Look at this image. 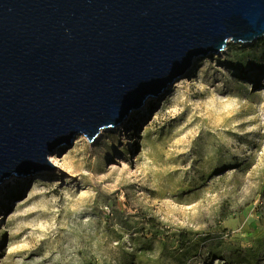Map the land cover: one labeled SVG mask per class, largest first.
I'll return each mask as SVG.
<instances>
[{
    "label": "rangeland",
    "instance_id": "rangeland-1",
    "mask_svg": "<svg viewBox=\"0 0 264 264\" xmlns=\"http://www.w3.org/2000/svg\"><path fill=\"white\" fill-rule=\"evenodd\" d=\"M228 46L195 57L93 141L58 144L46 156L52 171L1 183L0 264H121L132 253L160 264L144 212L168 237L164 251L180 230L196 241L187 264H264V66L228 65ZM141 235L150 249L130 239ZM258 238L255 263L227 250ZM217 246L218 259L208 253Z\"/></svg>",
    "mask_w": 264,
    "mask_h": 264
},
{
    "label": "water",
    "instance_id": "water-1",
    "mask_svg": "<svg viewBox=\"0 0 264 264\" xmlns=\"http://www.w3.org/2000/svg\"><path fill=\"white\" fill-rule=\"evenodd\" d=\"M264 38V0H0V184L49 170L197 56Z\"/></svg>",
    "mask_w": 264,
    "mask_h": 264
},
{
    "label": "trees",
    "instance_id": "trees-1",
    "mask_svg": "<svg viewBox=\"0 0 264 264\" xmlns=\"http://www.w3.org/2000/svg\"><path fill=\"white\" fill-rule=\"evenodd\" d=\"M225 63H227L228 65L237 67H253V66H264V38L259 39L257 41H255L253 44L251 45H229L228 46V53H227V58ZM110 208H111V214H116V211H112V205L108 202L107 204ZM115 209V208H114ZM140 217V219L142 220L141 222H143L145 225L148 226V233L150 234L151 239L155 240H159L160 241V256H161V262L160 264H162L163 260H168V262H170L171 259L175 260V262L177 264H187L188 260L190 259V257H194L196 255L200 254V248H198V244L196 243V241L192 240L189 238V233H187L186 231H177L175 233H172V235L175 237V242H177L176 247H175V251H164V249H166V240L168 239V237H163V234L165 233L164 231H162V233H159V222L156 221V219L153 216H149L148 214H146V212L141 213V215H138ZM120 225L127 229L132 227L131 223L129 221H127L126 219H122V221H120ZM162 237H160L161 235ZM149 237V238H150ZM143 239L145 240L146 244L144 247H142L140 249L141 250H147L151 248V242L153 240L150 241L149 238H146L144 235H141L140 237H130L131 241H135L136 239ZM260 239L258 238L256 240V243L253 244V246L246 248V250H244L242 252L241 249H237V248H227V250L229 251V254L231 256H234V258L237 259H242L245 260L247 262H256L258 255L256 254V246L260 245ZM159 243V242H158ZM163 243V245H162ZM255 246V247H254ZM223 250H226L225 248H223L222 246H217L216 248H209L208 253L211 255L210 257H215V258H219L218 256H220V254L223 252ZM192 254V255H191ZM164 258V259H163ZM137 259V260H136ZM134 260V261H133ZM166 262V261H164ZM154 263V261L152 262V264ZM121 264H146V263H142L141 261L138 260V256L135 255V253L129 254L128 256L126 255L125 260L123 261V263ZM151 264V263H149Z\"/></svg>",
    "mask_w": 264,
    "mask_h": 264
},
{
    "label": "bare ground",
    "instance_id": "bare-ground-1",
    "mask_svg": "<svg viewBox=\"0 0 264 264\" xmlns=\"http://www.w3.org/2000/svg\"><path fill=\"white\" fill-rule=\"evenodd\" d=\"M104 130V129H103ZM102 131V130H101ZM100 133V132H99Z\"/></svg>",
    "mask_w": 264,
    "mask_h": 264
}]
</instances>
